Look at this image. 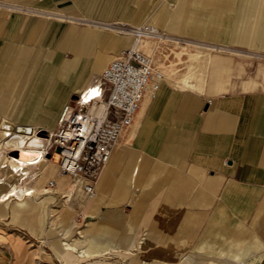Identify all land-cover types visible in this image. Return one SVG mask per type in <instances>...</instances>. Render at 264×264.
Masks as SVG:
<instances>
[{
  "label": "crops",
  "instance_id": "1",
  "mask_svg": "<svg viewBox=\"0 0 264 264\" xmlns=\"http://www.w3.org/2000/svg\"><path fill=\"white\" fill-rule=\"evenodd\" d=\"M115 22L195 42L179 45L194 69L143 99L95 196L65 188L59 222L45 180L65 179L51 157L13 195L0 189V264H264V0H2L0 127L53 130L63 104L130 46L98 26Z\"/></svg>",
  "mask_w": 264,
  "mask_h": 264
},
{
  "label": "built area",
  "instance_id": "2",
  "mask_svg": "<svg viewBox=\"0 0 264 264\" xmlns=\"http://www.w3.org/2000/svg\"><path fill=\"white\" fill-rule=\"evenodd\" d=\"M116 32L129 36L131 45L120 50L89 85L63 104L54 130L12 125L14 139L33 134L43 138L44 160L56 155L57 174L77 182L88 199L95 196L100 172L121 135L132 125L143 99H154L164 81L152 58L138 48L139 43L144 39L173 40L150 23L117 26ZM55 185L50 179L45 190L52 191ZM82 220L83 214L76 213L72 228Z\"/></svg>",
  "mask_w": 264,
  "mask_h": 264
},
{
  "label": "rangeland",
  "instance_id": "3",
  "mask_svg": "<svg viewBox=\"0 0 264 264\" xmlns=\"http://www.w3.org/2000/svg\"><path fill=\"white\" fill-rule=\"evenodd\" d=\"M0 5H2V0H0ZM146 23H150V24H153L154 26H156L152 22H146ZM106 25L109 26V28L106 29L108 32H112V33L116 34L117 36H120L123 39L128 40L129 43L130 42L132 43V39L129 36L118 34L116 32V27L117 26H136V25H132V24H129L127 22H115L112 24H101V25L98 24V26H100V27L106 26ZM156 27L161 32H164L158 26H156ZM172 37H173V40L171 42L170 41H163V40H159V39H144L143 41H141L139 43L138 48L143 53L147 54L148 56H150L152 58L155 66L163 73L164 77H166V75H167V77L172 78L173 81H176V80H178L180 75H182L183 73L186 72V69H191L192 71L194 69L192 66L194 61H192V58H191V56H193V54H194L193 52L191 53L192 48L187 47V48H185L186 50H184V49L181 50V48H179L180 47L179 45L196 44V43L192 42V41L180 40L179 38L174 37V36H172ZM131 43H130V45H131ZM188 53H190L189 57L187 55H185ZM187 65H190V66H187ZM103 66L98 70L97 74H95L94 77H96L100 73ZM189 73L192 74V72H188L187 74H189ZM163 82L165 83V81H163ZM130 128H128L125 132L130 130ZM44 131H52V130H44ZM0 139H1V136H0ZM2 155H5V154H3V152H2V153H0V156H2ZM45 165H46V163L45 164L43 163L42 166H39V167L37 166L36 168L31 169L30 173L33 174L35 177H34V179L28 181V183H27L28 185L35 182L36 180H38V177L43 172ZM56 172H57V168H56ZM60 177H63L65 179V183L60 184V183H57L55 181V184H56L55 189L52 191H48L49 193L57 196V200L51 206V209L54 210V211H51V213H52L51 215H53V216L50 219L52 220V222H57V221L59 222L61 220V215L56 210H60L64 206V204L66 203L65 199L67 197L69 198V200L72 199L70 196L61 197L62 196L61 193L63 192V190L65 188H70L74 194L77 192H79V193L81 192V194H83L84 198L88 199L84 195V193L80 190L79 184L77 182H75L74 180H71L67 176H60ZM48 180H50V179L47 178L45 181H48ZM37 183H38V181H37ZM39 187L42 188V186H39ZM63 196H64V194H63ZM10 201H11V199L8 201V203ZM4 205H5L4 203H0V243H3L6 240V232L1 227V224L5 219V217H4V212H5L4 211V208H5ZM78 212H81V211H76L73 214L72 220H73L75 214ZM85 219H86V217L83 215V220L80 222V224L77 227L73 228V230L76 231V233L78 232L77 229H79L80 227L83 226ZM72 220H71V224H70L71 227H72ZM7 237L12 238V236H7ZM108 260H110V258H108Z\"/></svg>",
  "mask_w": 264,
  "mask_h": 264
},
{
  "label": "bare ground",
  "instance_id": "4",
  "mask_svg": "<svg viewBox=\"0 0 264 264\" xmlns=\"http://www.w3.org/2000/svg\"><path fill=\"white\" fill-rule=\"evenodd\" d=\"M194 56V54L193 56H191L192 60L194 59ZM191 76L193 77L191 73L187 74L183 79V83H185V80ZM7 124L9 126L8 129H3L4 123H2L0 127V141H2L0 143V153L3 152V154L8 156V158L6 160L1 161L2 163L0 164V189L4 193H6L5 197L13 195L16 190V187L22 184L27 179L26 178L24 181H21L26 174L28 175L27 167L35 165L43 159V146L42 151L39 152V154L35 158H33L34 154H24V150H27L29 147L35 144L34 140H43V138H40V136H36L35 134H33L28 137L18 136L14 139L11 137V135L14 133L12 125H10L9 123ZM1 130H6L7 132V137L5 138V140H3L5 134L1 132ZM2 156H0V158ZM30 159H32L30 161V163L32 164L28 162Z\"/></svg>",
  "mask_w": 264,
  "mask_h": 264
},
{
  "label": "water",
  "instance_id": "5",
  "mask_svg": "<svg viewBox=\"0 0 264 264\" xmlns=\"http://www.w3.org/2000/svg\"><path fill=\"white\" fill-rule=\"evenodd\" d=\"M57 151H59V149H57ZM51 158H52V160H54V161L57 160V156H56V155L52 156Z\"/></svg>",
  "mask_w": 264,
  "mask_h": 264
}]
</instances>
